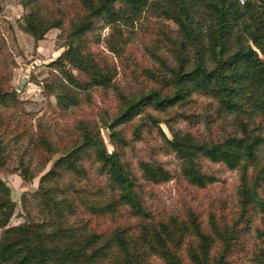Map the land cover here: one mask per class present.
<instances>
[{"label":"trees","instance_id":"16d2710c","mask_svg":"<svg viewBox=\"0 0 264 264\" xmlns=\"http://www.w3.org/2000/svg\"><path fill=\"white\" fill-rule=\"evenodd\" d=\"M33 3L23 1L25 7H30L24 30L36 41L44 39L52 28L64 29L66 14H45ZM79 3L69 20L67 48L54 63L60 66L67 62L87 74L90 81L81 82L73 72L64 74L55 93L60 106L70 108L77 104L76 88L112 84V70L86 48V36L98 22L111 26V49H119L121 45L114 33L121 39V29L134 26L145 12L173 21L178 26L176 32L162 30V34L174 62L157 55L159 69L154 77L158 86L137 96L121 94L123 106L108 125L114 151L109 152L96 124L79 123V142L41 177L35 192L39 193L37 216L31 214L24 222L10 226L16 204L10 186L0 180V264H150L154 257L165 264H231L230 257L242 251L245 235L259 216L262 225L254 229L259 243L250 263L264 264V0ZM194 93L212 98L218 116L228 117L235 130L213 140L176 129L172 130V138L162 133L181 161L182 176L198 188L215 182L216 176L203 170L201 158L239 169L241 175L236 212L228 219L211 213L206 229L191 209L185 216L151 217L144 207L140 179L122 156L128 140L117 129L147 113L148 106L166 112L188 102ZM16 100V91L0 86V105L9 106ZM149 119L159 122L151 114ZM143 121L136 125L137 136L141 135ZM7 149L6 139L0 134V167L6 163ZM88 154L99 165L101 174L109 178L112 196L106 200L89 199L75 184L61 185L57 181L63 171L79 179L85 177L83 162ZM140 167L141 178L151 183L173 177L160 162L142 161ZM28 173V169L21 170L25 180L33 179L34 175ZM26 200L24 196L23 201ZM122 205H129L133 215L141 220L136 232L127 227L100 231L95 221ZM73 216L79 221H71Z\"/></svg>","mask_w":264,"mask_h":264},{"label":"rangeland","instance_id":"374dc122","mask_svg":"<svg viewBox=\"0 0 264 264\" xmlns=\"http://www.w3.org/2000/svg\"><path fill=\"white\" fill-rule=\"evenodd\" d=\"M23 1L0 0V86L16 91L17 97L9 106L0 105V134L6 139L8 147L6 163L0 167V180L10 186L16 204L10 226L24 222L31 214L33 217L38 215L39 193L35 192L41 177L52 169L60 156L79 142L81 121L96 124L109 152L116 149L108 125L123 106L121 94L137 96L158 86L154 77L159 69L156 56L174 62L162 30L176 32L178 29L173 21L145 12L134 26L121 29L120 41L118 34L114 33L121 47L111 49V26L98 22L94 31L86 36V48L112 70V84L106 87L92 86L85 90L76 88L77 104L67 108L58 104L55 95L60 89L63 75L73 72L81 82L90 81L87 74L69 63L60 66L54 63L67 48L69 20L79 9V0H32L43 13H64L68 18L64 29L52 28L39 41L24 30L25 15L30 7H25ZM146 111L117 129L128 140V145L121 150L122 156L140 179L144 207L151 217L185 216L191 209L198 214L205 229L209 227L211 213L228 219L237 210L240 170L201 158L203 170L215 175L216 181L205 188L193 186L182 176L181 161L168 147L162 133L172 138V130L176 129L190 131L200 139H219L235 130L230 125V119L219 117L216 102L198 93H194L188 102L166 112L151 106L146 107ZM150 114L157 118L158 124L149 119ZM185 116L190 118L186 119ZM142 119L144 126L141 135L137 136L135 128ZM21 158H24L23 168ZM142 161L162 163L173 177L160 183L145 181L141 178ZM83 163L85 177L79 179L71 172L63 171L58 183L75 184L82 195L97 201L112 196L109 178L101 174L92 155H86ZM22 169H28V174L34 175L33 179L25 180L21 176ZM24 196L26 202L23 201ZM70 220L78 222L79 218L73 216ZM140 221L129 205H122L116 212L96 220L95 224L104 232L127 227L134 233ZM258 225H262L261 216L250 225L244 246L240 247L242 251L230 257L231 264H251L250 257L259 243L254 233ZM2 231L0 228V236ZM150 264L165 263L159 257H154Z\"/></svg>","mask_w":264,"mask_h":264}]
</instances>
